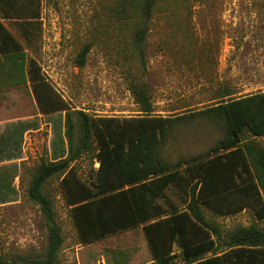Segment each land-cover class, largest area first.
I'll use <instances>...</instances> for the list:
<instances>
[{"label":"rangeland","instance_id":"374dc122","mask_svg":"<svg viewBox=\"0 0 264 264\" xmlns=\"http://www.w3.org/2000/svg\"><path fill=\"white\" fill-rule=\"evenodd\" d=\"M3 1L6 8L13 3ZM121 2L15 0L14 14L24 15V20L6 18L0 9V21L21 43L28 60L37 62L45 81L71 111L94 117H143L136 96V91H143L152 104L151 115L168 117L264 93V0H167L153 10L142 53L131 40L133 25L121 18ZM30 14L39 15L32 19ZM86 46L90 49L80 66L78 60ZM32 113L36 129L19 142L20 169L13 165L8 167L9 173L0 175L2 260L44 254L47 231L28 188L42 162H56L68 155L66 112L40 114L31 85L0 90V121ZM73 119L76 122L77 116ZM227 129L223 118L203 117L184 123L168 153L173 161L206 155L226 138ZM80 136L76 125L74 141ZM250 143L264 149V136L254 137L245 130L241 145ZM97 153L94 139L92 149L71 164L87 184L93 182L100 166ZM62 178L52 177L44 187L62 228L60 264H146L152 259L143 225L82 243ZM261 193L264 200V188ZM168 195L175 204H182L183 196L177 191ZM201 211L219 227L222 237L237 228H264V220H257L250 210L229 216L206 206H201ZM226 250L225 242L219 241L218 248L202 258ZM177 261L187 264L182 256Z\"/></svg>","mask_w":264,"mask_h":264},{"label":"trees","instance_id":"16d2710c","mask_svg":"<svg viewBox=\"0 0 264 264\" xmlns=\"http://www.w3.org/2000/svg\"><path fill=\"white\" fill-rule=\"evenodd\" d=\"M12 1L10 8L3 0L0 2L4 16L23 19L24 15L14 14L15 0ZM166 3L167 0H122L121 18L133 25L131 40L140 53L153 10ZM16 6L22 10L21 5ZM38 15L30 14L32 19ZM89 49L86 46L80 55V66L85 64ZM0 56V73L7 74L5 84L30 81L44 114L66 112L69 145L66 158L42 162L37 167L28 188V196L39 207L47 231L44 254L38 258L0 259V264H60L62 228L53 202L44 192L47 182L57 175L63 176L61 184L82 243L143 225L153 259L149 264H178L180 256L187 264H264V228H237L222 237L219 227L201 211V206H206L216 214L229 216L250 210L257 220H264V149L252 143L241 145L245 130L254 137L264 136L263 92L199 111L161 117L151 115L149 98L145 92L136 91L143 117H94L70 110L45 81L37 62L28 60L21 43L1 21ZM203 117L223 118L228 128L226 138L206 155L182 156L173 161L168 150L175 145L179 126ZM76 125L81 136L75 142ZM94 139L100 166L93 182L87 184L71 164L92 149ZM169 191L180 193L182 204H175ZM219 241L225 242L227 250L203 259L218 248Z\"/></svg>","mask_w":264,"mask_h":264},{"label":"crops","instance_id":"0c3cea01","mask_svg":"<svg viewBox=\"0 0 264 264\" xmlns=\"http://www.w3.org/2000/svg\"><path fill=\"white\" fill-rule=\"evenodd\" d=\"M6 76H7L6 73L4 72L0 73V79H1L0 90H5L8 88H19V87L31 85L33 94L35 96L34 88L30 81H28L26 84H5L4 82L7 80ZM40 114L49 115L53 113L44 114L40 109ZM35 129L36 128H35L34 113H32L31 115L26 114L24 116L12 117L0 121V168H1L0 175L1 176L3 175V173H9L8 167L10 166L18 165L19 167L18 170L20 169V161H22L23 158L19 154L20 153L19 142L25 134L34 132ZM15 176H17V174ZM152 261L153 259L149 260L148 263L146 264H149Z\"/></svg>","mask_w":264,"mask_h":264}]
</instances>
